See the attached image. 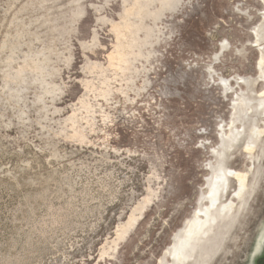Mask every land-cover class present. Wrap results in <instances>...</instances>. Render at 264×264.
<instances>
[{
	"label": "rangeland",
	"instance_id": "obj_1",
	"mask_svg": "<svg viewBox=\"0 0 264 264\" xmlns=\"http://www.w3.org/2000/svg\"><path fill=\"white\" fill-rule=\"evenodd\" d=\"M263 102L264 0H0V264H250ZM224 160L254 193L218 217Z\"/></svg>",
	"mask_w": 264,
	"mask_h": 264
},
{
	"label": "bare ground",
	"instance_id": "obj_2",
	"mask_svg": "<svg viewBox=\"0 0 264 264\" xmlns=\"http://www.w3.org/2000/svg\"><path fill=\"white\" fill-rule=\"evenodd\" d=\"M167 1L168 0H165V2H167ZM134 10H137L139 13L143 12L141 10V6L137 3L132 8H129L130 13H134ZM131 26L132 25L128 22L125 24L126 32L124 33V35L127 34V32L130 30ZM115 29L118 33L120 32L119 27L115 26ZM121 36L122 35H120L119 37H121ZM117 38H118V36H117ZM116 46L117 45L114 46L113 51L109 54L108 60H109L110 65H112V66L115 65V61H118V66L120 67L122 64L127 63V56L133 54L130 51L131 48H133V46H130V43H128V45L126 47H124L122 50H117ZM138 55H139V53H138ZM223 82H226V81L224 80ZM260 106L262 107V104H260ZM262 133L263 132L261 130H259L257 128H253V129H251L249 136H247V135L243 134V132L241 133V132H239V130H235V132H234L235 138H234L233 142L236 141L237 143H242L244 140H246V141H244V142H246V146H247L246 149L249 153H252L253 148L256 147L257 143L259 142V139L262 137ZM223 145H224V148H226V146H225L226 143ZM224 155H226L225 151L222 153V156H224ZM212 172H213V175L208 180V196L207 197L211 201L212 207L217 208L219 206L218 213H220V214L218 215V217H220V216L229 217L230 214L236 213V211H237V209L235 210V206L233 204L234 202L232 201V199H230L229 201L226 200L227 197L229 196V192L235 187V186H233V183H234L233 181L234 180L237 181V184H236L237 187H236V189L232 195L233 198H238L239 200L242 201L245 199V197L248 194H251V193L253 194L254 190L249 189L248 184H247V180H246V176L243 173H238V172L233 171V170L226 167L225 160L222 161L218 165V167H216V168L212 167ZM232 179H233V181H232ZM236 190H238V191H236ZM232 196H230V198H232ZM217 202H218V204H217ZM228 203H229V205H227ZM207 209H208V207H207ZM200 212H204V211H200ZM196 217H198V215ZM218 217H217V219H218ZM210 221H211V219L208 217H207V220L204 223V225L201 223H198L199 217L197 218V220L192 222V224L190 221L189 224L187 225L186 235H183L181 237L179 243L174 247V251L173 252L169 251V254L173 255V257L176 261L180 260V258L182 257V255H180L181 254L180 248L185 243L187 245L188 252L192 251L195 247V244L190 242V240L193 237V240L195 242H197L199 240L200 236L204 232H206L208 229H211L210 228V225H211ZM195 231L196 232L198 231V233H195Z\"/></svg>",
	"mask_w": 264,
	"mask_h": 264
},
{
	"label": "flooded vegetation",
	"instance_id": "obj_3",
	"mask_svg": "<svg viewBox=\"0 0 264 264\" xmlns=\"http://www.w3.org/2000/svg\"><path fill=\"white\" fill-rule=\"evenodd\" d=\"M264 242V228L262 229V232L261 234L258 236V238L256 239L255 241V244H254V249L252 251V254L250 256V259L251 261L253 260V258L255 257L256 253L258 252V250L260 249L261 245L263 244ZM263 257H261L260 259H262ZM259 259V260H260ZM259 260L256 261V264H258ZM250 261V262H251Z\"/></svg>",
	"mask_w": 264,
	"mask_h": 264
},
{
	"label": "water",
	"instance_id": "obj_4",
	"mask_svg": "<svg viewBox=\"0 0 264 264\" xmlns=\"http://www.w3.org/2000/svg\"><path fill=\"white\" fill-rule=\"evenodd\" d=\"M261 257L263 258L260 259ZM257 260H259L258 264H264V242L261 245L260 249L258 250V252L256 253L255 257L253 258L250 264H256Z\"/></svg>",
	"mask_w": 264,
	"mask_h": 264
},
{
	"label": "snow or ice",
	"instance_id": "obj_5",
	"mask_svg": "<svg viewBox=\"0 0 264 264\" xmlns=\"http://www.w3.org/2000/svg\"><path fill=\"white\" fill-rule=\"evenodd\" d=\"M222 42H223L224 44H227V40H226V39H223V38H222Z\"/></svg>",
	"mask_w": 264,
	"mask_h": 264
}]
</instances>
